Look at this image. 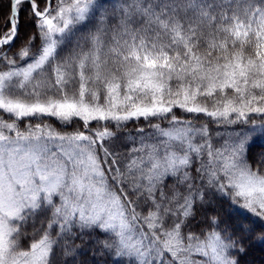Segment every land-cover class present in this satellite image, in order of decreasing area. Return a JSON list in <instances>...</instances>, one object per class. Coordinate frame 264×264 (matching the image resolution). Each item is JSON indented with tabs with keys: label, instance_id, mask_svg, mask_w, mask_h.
Here are the masks:
<instances>
[{
	"label": "snow or ice",
	"instance_id": "6c2138e0",
	"mask_svg": "<svg viewBox=\"0 0 264 264\" xmlns=\"http://www.w3.org/2000/svg\"><path fill=\"white\" fill-rule=\"evenodd\" d=\"M0 13V264H260L264 0Z\"/></svg>",
	"mask_w": 264,
	"mask_h": 264
},
{
	"label": "trees",
	"instance_id": "16d2710c",
	"mask_svg": "<svg viewBox=\"0 0 264 264\" xmlns=\"http://www.w3.org/2000/svg\"><path fill=\"white\" fill-rule=\"evenodd\" d=\"M6 11H7V8L5 7L4 12L6 13ZM2 16H3V13H0V17H2ZM0 23H2V19H0ZM27 30H29V29H25V31H27ZM257 151H260V149H257ZM254 258L258 262H260V264H264V254H261V253L257 252V253L254 254ZM80 259L81 260H89L90 259V255L87 252H85V254L82 255L80 257Z\"/></svg>",
	"mask_w": 264,
	"mask_h": 264
}]
</instances>
